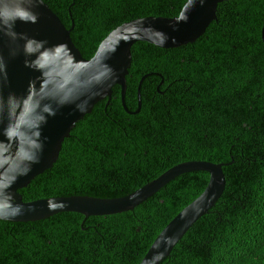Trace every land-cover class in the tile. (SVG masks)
<instances>
[{
  "label": "trees",
  "instance_id": "obj_1",
  "mask_svg": "<svg viewBox=\"0 0 264 264\" xmlns=\"http://www.w3.org/2000/svg\"><path fill=\"white\" fill-rule=\"evenodd\" d=\"M44 1L71 29L86 58L122 23L177 16L187 2ZM263 27L264 0H227L192 43L163 48L136 42L128 110L115 85L110 101H99L65 138L53 166L20 189L24 200L121 197L180 162H223V195L160 264H264ZM209 179L203 170L183 173L134 209L116 214L64 211L37 221L1 219L0 264H139Z\"/></svg>",
  "mask_w": 264,
  "mask_h": 264
},
{
  "label": "water",
  "instance_id": "obj_2",
  "mask_svg": "<svg viewBox=\"0 0 264 264\" xmlns=\"http://www.w3.org/2000/svg\"><path fill=\"white\" fill-rule=\"evenodd\" d=\"M224 1L187 0L177 16L149 15L124 22L86 58L71 29L47 2L0 0V220L37 221L64 211L85 216L121 213L183 173L207 171L210 179L204 191L161 230L139 264H160L168 257L223 195L226 163L183 161L137 190L114 198L70 195L26 201L20 189L53 166L65 138L99 101H110L115 85L121 86L128 110L127 75L136 42L163 48L192 43L217 20L218 5ZM262 37L264 41V27ZM144 78L138 86L139 109Z\"/></svg>",
  "mask_w": 264,
  "mask_h": 264
}]
</instances>
